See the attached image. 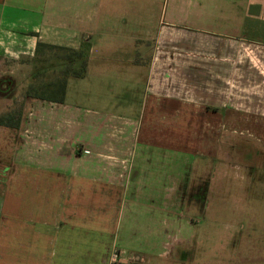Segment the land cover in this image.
<instances>
[{
	"label": "crops",
	"instance_id": "1",
	"mask_svg": "<svg viewBox=\"0 0 264 264\" xmlns=\"http://www.w3.org/2000/svg\"><path fill=\"white\" fill-rule=\"evenodd\" d=\"M38 44L80 58L57 59L62 103L23 101L0 264H259L229 235L197 246L179 192L205 207L189 179L210 138H264V0H0V57Z\"/></svg>",
	"mask_w": 264,
	"mask_h": 264
},
{
	"label": "rangeland",
	"instance_id": "2",
	"mask_svg": "<svg viewBox=\"0 0 264 264\" xmlns=\"http://www.w3.org/2000/svg\"><path fill=\"white\" fill-rule=\"evenodd\" d=\"M76 57L74 51L58 49H43L31 62L0 57V164H7L12 158L17 129L10 126L20 115L23 101L38 95L42 86L59 83L70 73L69 68L57 69V59L70 61ZM8 117H11L9 126ZM210 139L212 149L208 155L195 156L189 179L204 188L205 207L187 210L184 192H179L184 214L193 212L190 216L198 230L194 242L197 246L202 244L201 229L208 230V239L204 241L207 247L218 245L221 235H229V239L234 237L242 245L240 256L251 253L257 256L259 264H264V138L257 140L242 133ZM227 228L229 233L225 231ZM192 252L184 261L199 264L202 256L195 249ZM214 256L211 252L213 262L217 261Z\"/></svg>",
	"mask_w": 264,
	"mask_h": 264
},
{
	"label": "trees",
	"instance_id": "3",
	"mask_svg": "<svg viewBox=\"0 0 264 264\" xmlns=\"http://www.w3.org/2000/svg\"><path fill=\"white\" fill-rule=\"evenodd\" d=\"M43 49L50 50V49H57V48L38 44L37 51L40 52ZM58 50H63V49H58ZM75 53L77 54L76 58H80V54L77 52H75ZM81 68H82L81 69V72H82L83 71V65L81 66ZM68 75H70V73ZM68 75H65L63 80L59 83L51 82L50 84H46L45 86H42L40 88L41 92L38 95H33V96H29V97H33V98H37V99H41V100H48V101L55 102V103H62L64 100V85H65V81H66V78L68 77ZM10 120H11V117L6 118L7 126H9L10 123L8 121H10ZM18 121H19V115H18V118L16 119L15 123L10 127H12L13 129H17ZM0 122H2V120H0ZM115 264H123V263H115Z\"/></svg>",
	"mask_w": 264,
	"mask_h": 264
},
{
	"label": "built area",
	"instance_id": "4",
	"mask_svg": "<svg viewBox=\"0 0 264 264\" xmlns=\"http://www.w3.org/2000/svg\"><path fill=\"white\" fill-rule=\"evenodd\" d=\"M110 260L113 264L115 263H125V260L123 259V252H114L111 257Z\"/></svg>",
	"mask_w": 264,
	"mask_h": 264
}]
</instances>
